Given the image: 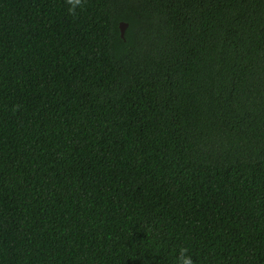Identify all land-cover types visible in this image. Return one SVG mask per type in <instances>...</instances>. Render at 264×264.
<instances>
[{"label": "trees", "instance_id": "obj_1", "mask_svg": "<svg viewBox=\"0 0 264 264\" xmlns=\"http://www.w3.org/2000/svg\"><path fill=\"white\" fill-rule=\"evenodd\" d=\"M67 7L0 0V264H264V0Z\"/></svg>", "mask_w": 264, "mask_h": 264}, {"label": "clouds", "instance_id": "obj_2", "mask_svg": "<svg viewBox=\"0 0 264 264\" xmlns=\"http://www.w3.org/2000/svg\"><path fill=\"white\" fill-rule=\"evenodd\" d=\"M67 4V12L71 14H75L77 9H82L84 0H66ZM189 253V249L187 247H181L178 252V256L176 258V264H194V260Z\"/></svg>", "mask_w": 264, "mask_h": 264}, {"label": "water", "instance_id": "obj_3", "mask_svg": "<svg viewBox=\"0 0 264 264\" xmlns=\"http://www.w3.org/2000/svg\"><path fill=\"white\" fill-rule=\"evenodd\" d=\"M127 26V23L124 22V21H120L119 24H118V27H119V30H120V36L123 37V34H124V30Z\"/></svg>", "mask_w": 264, "mask_h": 264}]
</instances>
